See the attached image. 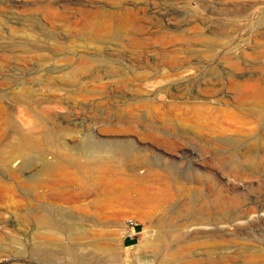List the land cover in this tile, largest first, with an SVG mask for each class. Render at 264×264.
<instances>
[{"label":"rangeland","instance_id":"1","mask_svg":"<svg viewBox=\"0 0 264 264\" xmlns=\"http://www.w3.org/2000/svg\"><path fill=\"white\" fill-rule=\"evenodd\" d=\"M258 104L264 0H0V264H264V154L210 164ZM202 192L252 222L187 241Z\"/></svg>","mask_w":264,"mask_h":264},{"label":"bare ground","instance_id":"2","mask_svg":"<svg viewBox=\"0 0 264 264\" xmlns=\"http://www.w3.org/2000/svg\"><path fill=\"white\" fill-rule=\"evenodd\" d=\"M243 110L247 111L249 113L248 115L263 118V121H264V104H260L256 108H253V107L244 108ZM192 111H193V109L191 110V112ZM189 112H190V110H189ZM197 112H195V113H197ZM57 124H58V122L54 123V126L52 128L56 135H58L59 131H60V129H58L59 125H57ZM32 142H33L32 140L30 142L26 139L20 140V141H18L19 144H18L17 148L19 147V149L24 153H26L28 150L29 151L33 150V149L37 150L39 143L38 144H32ZM233 145H234V147L232 148V150L231 151L229 150V153L226 155V160L218 158L219 160L215 161L214 163H210V164H213L215 168H231V169L239 170V169L243 168L241 165H242L243 159L246 156H248L249 158H252V159L254 158V160H257L258 156H260L261 154H264V138H261V137H251V138L246 137L243 140L235 141ZM93 146L96 147L95 145H93ZM94 147H93V150L90 148V151L96 153V151L98 149H96ZM241 150H244V153H242ZM131 154H132V151L127 150V152L125 153V157L126 156L130 157ZM6 159H7L6 156H4V157L2 155L0 156V171H4V172L6 171V168H7L6 167ZM143 164H144L143 166H145L146 168L147 167L148 168H154L156 166H160L164 169H168L169 167H175L176 166L175 164L171 165L169 163H157V162H145ZM21 165H23V164L21 163ZM255 166H256V164H255ZM252 168H254V166ZM188 180H190V179H188ZM194 181H195V179H194ZM199 182H202V181H198V183ZM189 183L192 184L191 181H189ZM192 185H194V184H192ZM192 188H193V186H192ZM200 190H201V188H200ZM219 191H221V190H219ZM196 192H198V191H196ZM192 193H193V191H192ZM204 193H205V191H204ZM189 194H190V190H189ZM214 194H216V193L214 192ZM209 197H211V196L207 195V194H203V192H202V195L194 196V194H193V197L188 199L187 206H188V209L190 210V214L187 217V223H188L187 241H189V242L195 241V239H193V237L196 235H201L200 238L198 237L199 238L198 240H201L200 242H204V241H202V239H203V240H205V242H208L209 247H212V246L214 247V245L215 244L217 245V243H218L217 240L219 238H222L223 234H227L225 232L226 229L231 228V227H235L237 229V232H240V231H242V226H245V225L249 224L250 222H252V219L250 217H244L243 218V217L237 216V215H229L228 209H229V206L232 204L233 201L227 199L224 196L223 192H218V194L214 196L213 200ZM166 199H167V195L163 194V193H159L155 198L157 205H159V206H161L165 202ZM196 203H198V204H196ZM197 207H199V209H197ZM261 211H264L263 207L261 208ZM257 219H258V221L259 220L264 221V220H262V219H264V214H260ZM54 226L56 229H59V230H61V228L68 229V228H65V226H63L60 221L56 222L54 224ZM196 242H197V240H196ZM210 245H212V246H210ZM208 249L206 250V252L209 253V257L211 255H213L214 252L217 250V248H212L210 250H208ZM67 252H68V250L66 248H63V249L61 248V250L59 251V253L57 255H60L61 253L65 254ZM48 257H51V256H46V257H44V259H46V258L48 259ZM72 261H84V259H82V258L79 259V258L73 257ZM111 262H112V258H110L108 260V263H111Z\"/></svg>","mask_w":264,"mask_h":264}]
</instances>
